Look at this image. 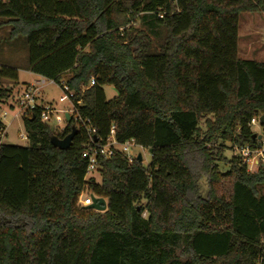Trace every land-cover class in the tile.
Returning <instances> with one entry per match:
<instances>
[{"label": "trees", "instance_id": "16d2710c", "mask_svg": "<svg viewBox=\"0 0 264 264\" xmlns=\"http://www.w3.org/2000/svg\"><path fill=\"white\" fill-rule=\"evenodd\" d=\"M256 11L264 0H0L28 69L73 91L95 140L114 126L151 156L99 159V182L86 179L79 122L57 130L40 105L23 112L27 144L0 143V264H264V170L224 156L264 118V62L237 46L239 14ZM2 79L17 69L0 65V103ZM72 127L69 148H55ZM85 190L106 210L78 204Z\"/></svg>", "mask_w": 264, "mask_h": 264}, {"label": "rangeland", "instance_id": "374dc122", "mask_svg": "<svg viewBox=\"0 0 264 264\" xmlns=\"http://www.w3.org/2000/svg\"><path fill=\"white\" fill-rule=\"evenodd\" d=\"M2 21V20H1ZM264 27V11L244 12L239 14L238 19V56L242 59H252L264 62V38L258 39L259 27ZM250 28H254L256 33H252ZM10 24H0V65L10 66L17 69V79L15 81L4 80L2 83L11 88V95L0 103V120L4 124V134L1 136V143L8 145L24 146L26 140H22L19 135L26 134L22 122L23 110L19 108L18 102L23 93L28 90L32 84L41 79V76L32 73L28 69V47L24 37L14 36L10 34ZM264 37V35L262 36ZM252 42V44H251ZM256 56H263L256 58ZM105 98L110 100L117 95V91L110 84L103 86ZM63 90L58 84L46 83L39 89V94L35 96L37 104L51 103L55 109L69 110L70 101L60 99L63 96ZM64 114L58 113L63 117ZM66 121L59 122V128H64ZM254 132L260 131V127L253 126ZM134 152H138L142 156V165L149 164L151 156L147 148H134ZM224 156L230 159L232 151L226 149ZM200 178L198 187L201 196H205L208 190L207 178L204 171L200 169V165L195 169ZM95 181L99 182L100 173L92 174ZM144 204V200L140 201ZM143 216L145 213L142 214Z\"/></svg>", "mask_w": 264, "mask_h": 264}, {"label": "built area", "instance_id": "2783aa9c", "mask_svg": "<svg viewBox=\"0 0 264 264\" xmlns=\"http://www.w3.org/2000/svg\"><path fill=\"white\" fill-rule=\"evenodd\" d=\"M46 83H55L62 88L64 94L60 99H66L70 101L71 107L69 110L55 109L51 103H44L41 105L37 104L35 96L39 94V89ZM92 85H94V79H91L89 84L84 87V89ZM73 95V91H71L63 81L57 83L52 79L41 77V79L32 84L31 87L23 93L21 99L18 102V106L23 110V112L26 113L31 112L36 107V105H40V120L48 125L55 126L57 129L59 128L60 121H66V113L69 114L74 120L79 122L80 127L84 130L86 135V142L83 145V156L87 160L86 179L93 177L92 174L98 172L99 159L110 158L116 153H119L125 157L129 162H131L133 159H137V156L140 153L134 152V148H142V146L137 145L132 138L121 143L118 142L114 136V126L110 127L109 135L105 140H95V129L90 125L89 120H84L76 114V106L74 105L75 103H73ZM80 103V101L76 102L77 105H80ZM58 113L64 114L63 117L58 116ZM248 125L251 129L253 126L260 127V131L258 132H254L252 130L255 133V141L240 145L236 144L233 146L232 152L233 155H235L246 167L247 172L256 173L260 169L264 170V130L259 118L257 117H253ZM2 135H5L4 129L0 130V143ZM19 137L26 141L28 139L26 134H20ZM140 162L142 163V156ZM94 197L97 196L85 190L79 195L78 204L82 206H89L93 203Z\"/></svg>", "mask_w": 264, "mask_h": 264}, {"label": "water", "instance_id": "95a60500", "mask_svg": "<svg viewBox=\"0 0 264 264\" xmlns=\"http://www.w3.org/2000/svg\"><path fill=\"white\" fill-rule=\"evenodd\" d=\"M65 120L66 121L70 120V115L67 113L65 114ZM259 121L261 123H264V118L261 116L259 118ZM76 133H77V128L72 127L71 131L65 137L58 138L57 136H53L50 139V142L55 148L60 149V150H65V149L69 148V146L71 145L72 140H73L74 136L76 135ZM149 152H150V150H149ZM137 160L141 161V155L140 154H138ZM85 207L88 209H93V210L102 212V211L106 210L107 202H106L105 198L94 197L93 203L91 205L85 206Z\"/></svg>", "mask_w": 264, "mask_h": 264}, {"label": "crops", "instance_id": "0c3cea01", "mask_svg": "<svg viewBox=\"0 0 264 264\" xmlns=\"http://www.w3.org/2000/svg\"><path fill=\"white\" fill-rule=\"evenodd\" d=\"M250 31L252 33H256L257 30H255L254 28H250ZM257 34H258V36H257L258 39H263L264 37H262V36L264 35V27H262V26L259 27V32ZM251 44H252V42H251ZM262 57L263 56H256V58H262Z\"/></svg>", "mask_w": 264, "mask_h": 264}]
</instances>
